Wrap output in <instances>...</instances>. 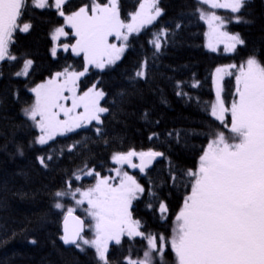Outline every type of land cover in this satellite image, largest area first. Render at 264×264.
I'll return each mask as SVG.
<instances>
[{"label": "snow or ice", "instance_id": "obj_1", "mask_svg": "<svg viewBox=\"0 0 264 264\" xmlns=\"http://www.w3.org/2000/svg\"><path fill=\"white\" fill-rule=\"evenodd\" d=\"M196 3L230 13L224 17L203 7H197L194 13L208 27L205 35L211 52H217L221 44L225 53H236L238 46L246 47L241 34H231L227 25L255 23L242 14L250 0H196ZM65 5L70 6V0H0V62L17 59L11 51L15 34L30 31L33 25L23 17L34 16L36 9H55L75 37V43L58 45L60 37H67L69 33L64 26L55 27L50 33L52 58H57L59 47L65 53L82 57L83 61L82 70L65 66L30 89L34 101L26 104L21 113L38 135L29 146L46 145L58 136L86 129L93 122L98 126L95 127L96 135L103 136V129L99 126L104 124L110 108L102 106L101 101L105 100L107 93L97 87L98 81L81 91L82 78L90 69L103 72L114 67L130 47V37L139 36L164 14L159 0H142L137 10L128 13L129 19L121 17L120 0H87L70 12L65 11ZM181 27L179 21L174 25L176 31ZM149 35L155 58L167 45L171 33L158 26ZM110 37H115L119 46L110 43ZM32 64L31 59H26L23 71L16 75L26 76ZM224 76H234L235 79L230 105L222 98ZM129 80L149 81L147 57L140 61ZM185 83L175 82V95L186 97L197 105L203 103L205 106L201 110L218 121L227 134L219 126L209 125L203 133L207 138L206 147L201 149L192 168H178L163 151L131 149L113 154L112 162L118 165L113 169L115 177L82 169L83 175L94 177V185L82 189L73 188L68 183L66 190L53 193V207L63 213L62 234L59 236L63 245L72 246L81 253L93 249L97 264H166L169 249L174 254L175 264H264V60L253 50L239 66L217 67L215 102L210 105L186 92ZM188 87L197 88L199 83L194 81ZM119 96L124 102L128 94L121 92ZM226 114H230V122L226 120ZM143 116L147 119L149 113L145 111ZM156 123L159 124V120ZM190 134L201 135L194 130H172L165 136L180 144ZM154 138L160 139V134H150L149 139ZM74 148L75 144L68 146L67 151L72 152ZM16 152L23 156L24 146L17 144ZM133 158L139 163H134ZM36 159L41 168L47 169L53 155H40ZM158 159L168 161L167 174L160 183L152 179L148 171ZM124 165L149 177L148 187L124 171ZM74 176L76 180L82 178L80 174ZM165 185L185 190L170 237L142 231L141 220L133 215L134 202L148 196L151 199L145 206L152 208L155 204L160 217L167 220L168 205L156 190ZM65 198L74 200L77 207L87 205L83 207L86 217L76 215L75 207H68L65 211L61 202ZM86 230L91 233L90 238L85 236ZM125 237L145 241L142 254L133 256V247L129 245L122 262L110 259V245L122 250ZM30 242L36 243L35 240Z\"/></svg>", "mask_w": 264, "mask_h": 264}, {"label": "trees", "instance_id": "obj_2", "mask_svg": "<svg viewBox=\"0 0 264 264\" xmlns=\"http://www.w3.org/2000/svg\"><path fill=\"white\" fill-rule=\"evenodd\" d=\"M51 2V0H50ZM142 0H120L121 17L129 19L128 13L138 9ZM87 0H70L65 11L70 12ZM163 15L156 23L140 33L130 37L129 45L122 59L103 72L90 69L82 78L81 91L94 82L106 93L102 106L110 108V114L104 118L103 136H97L93 123L66 136L58 137L46 145L32 144L38 131L31 128L30 121L22 115L21 109L34 101L30 91L32 87L44 82L47 78L65 66L82 70V57L71 52L65 53L58 47L57 58L50 54L52 40L50 33L55 27L64 26L63 18L55 9L34 10V16H25L33 27L28 33L17 32L11 51L17 56L15 61L0 63V264H97L93 249L81 253L77 249L65 248L59 240L62 234L63 213L53 207L57 190L67 188H87L94 185L95 179L84 176L83 170H95L101 176L112 173L115 164L112 156L115 153L148 151L149 149L165 152L172 163L180 169L192 168L206 147L207 138L203 134L209 125L219 126L210 115L202 111L205 105L191 103L187 98L175 95L174 84L186 82L184 90L201 102L209 105L214 102V74L217 67L236 64L239 66L247 56L256 51L264 60V0H250L245 14L247 19L255 20L252 25L231 23L227 30L240 33L246 41V47L237 48L236 53L227 54L223 49L211 52L206 49V25L199 20L196 12V0H159ZM217 14L227 17L229 12L215 10ZM180 22L182 27L176 31L174 25ZM169 30L171 37L162 52L153 58L149 33L157 27ZM67 37H60L58 45L65 42L75 43L70 29ZM149 60V81H130L140 61ZM26 59L33 61L27 75L17 76L22 72ZM197 81L199 87H188ZM224 98L230 105L235 88L234 76L224 81ZM128 96L121 102L119 93ZM113 101L116 103L113 104ZM166 101V103L164 102ZM147 111L149 116L144 118ZM230 117L227 121L230 122ZM159 120V124L156 121ZM194 130L201 135H188L180 144L170 141L165 136L168 131ZM153 132L160 134V139H149ZM185 141L187 146H185ZM24 146V155H18L16 145ZM75 144L72 152L67 147ZM63 149V154H61ZM53 155L48 161L49 167L43 169L37 162V156ZM168 171V161L158 160L149 170L151 178L160 183ZM74 174L82 178L76 180ZM138 181L146 188L148 179L140 172H135ZM160 198L168 205V219L163 220L155 204L152 208L145 206L151 199L148 196L134 202V218L142 222V231L171 236L174 216L178 213L185 193L183 188L177 190L170 185L156 189ZM68 207H74L71 198L61 201ZM77 214H82L78 211ZM87 233V230H86ZM85 233V236L87 234ZM35 240L32 244L30 241ZM146 244L140 238H124L123 249L110 245V259L122 262L129 245L133 247V256L142 254ZM166 264H175L174 254L170 249L166 253Z\"/></svg>", "mask_w": 264, "mask_h": 264}, {"label": "rangeland", "instance_id": "obj_3", "mask_svg": "<svg viewBox=\"0 0 264 264\" xmlns=\"http://www.w3.org/2000/svg\"><path fill=\"white\" fill-rule=\"evenodd\" d=\"M216 10H223V11H227V10H224V9H216ZM213 11H215V10H213ZM228 12V11H227ZM206 25V24H205ZM64 27H65V29L67 28V29H70V28H68V27H66L65 25H64ZM206 27H207V25H206ZM71 30V29H70ZM66 31V30H65ZM72 31V30H71ZM208 31V27H207V29H206V32ZM109 42L110 43H117V45L119 46V41H117L116 39H115V37H110L109 38ZM205 45H206V49L208 50V51H210L208 48H207V37H206V42H205ZM220 49H223L224 50V48H223V45L221 44V45H219L218 46V50H220ZM217 50V51H218ZM227 54H233V53H227ZM119 62V61H118ZM1 63V62H0ZM107 70V69H106ZM99 71V70H98ZM230 71H232L233 73L235 72V69H231ZM227 77H230V76H224L223 77V79H222V81H221V84H222V86L224 85V81H225V79L227 78ZM214 78H215V74H214ZM48 79V78H47ZM97 87H98V85H97ZM99 88V87H98ZM215 92H216V85H215V83H214V94H215ZM223 92H224V86H223ZM223 92H222V98H224V95H223ZM214 102H215V98H214ZM213 102V103H214ZM70 101L68 102V104L70 105ZM101 104H102V101H101ZM230 117V114H226V119H227V117ZM62 118V117H61ZM231 118V117H230ZM94 123V122H93ZM79 130H81V129H79ZM78 131V130H77ZM70 134V133H69ZM68 135V134H67ZM58 137H62V136H58ZM58 137H56V138H58ZM49 142H51V141H49ZM133 162L134 163H139V161L138 160H136V158H133ZM116 167H118V165H116L115 164V167H114V169L116 168ZM134 170H138V169H134ZM124 171H127L130 175H134L135 176V171H130V169H128V167H127V165H124ZM134 172V173H133ZM85 176V175H84ZM107 176H113V177H115V172L112 170V173L111 174H109V175H107ZM137 178V177H136ZM95 184V183H94ZM73 201V203H75V201L74 200H72ZM75 208H76V213L79 211L80 212V214H82L83 216H84V218L86 217V213L83 211V207H87V205H84V206H82V207H77L76 205L74 206ZM81 216V215H80ZM87 222V221H86ZM87 237H91V233L89 232V231H87Z\"/></svg>", "mask_w": 264, "mask_h": 264}, {"label": "water", "instance_id": "obj_4", "mask_svg": "<svg viewBox=\"0 0 264 264\" xmlns=\"http://www.w3.org/2000/svg\"><path fill=\"white\" fill-rule=\"evenodd\" d=\"M158 160H160V159H158ZM158 160H157V161H158ZM157 161H155L154 164H155ZM154 164H153V166H154ZM153 166H152L150 169H148V171L151 170V169L153 168ZM130 169L132 170V168H130ZM142 175H143V174H142ZM75 214H76V213H75ZM76 215H78V214H76ZM78 216H79V215H78ZM80 217H81V216H80ZM81 218H82V217H81ZM64 247H65V248H68V249L73 248L72 246H65V245H64Z\"/></svg>", "mask_w": 264, "mask_h": 264}, {"label": "flooded vegetation", "instance_id": "obj_5", "mask_svg": "<svg viewBox=\"0 0 264 264\" xmlns=\"http://www.w3.org/2000/svg\"><path fill=\"white\" fill-rule=\"evenodd\" d=\"M136 172V170H134ZM134 173V172H133Z\"/></svg>", "mask_w": 264, "mask_h": 264}]
</instances>
